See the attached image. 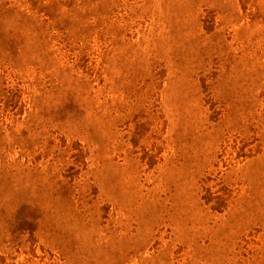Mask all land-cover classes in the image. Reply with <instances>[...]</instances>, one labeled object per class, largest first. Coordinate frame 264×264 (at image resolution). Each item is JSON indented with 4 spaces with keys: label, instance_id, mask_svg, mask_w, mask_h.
Listing matches in <instances>:
<instances>
[{
    "label": "rangeland",
    "instance_id": "1",
    "mask_svg": "<svg viewBox=\"0 0 264 264\" xmlns=\"http://www.w3.org/2000/svg\"><path fill=\"white\" fill-rule=\"evenodd\" d=\"M0 264H264V0H0Z\"/></svg>",
    "mask_w": 264,
    "mask_h": 264
}]
</instances>
